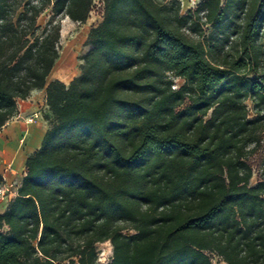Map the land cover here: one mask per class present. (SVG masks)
I'll return each instance as SVG.
<instances>
[{
  "label": "trees",
  "instance_id": "obj_1",
  "mask_svg": "<svg viewBox=\"0 0 264 264\" xmlns=\"http://www.w3.org/2000/svg\"><path fill=\"white\" fill-rule=\"evenodd\" d=\"M93 1L0 0V128L33 90L53 117L0 264H264V0H101L80 73L47 82L61 30L37 17L84 23Z\"/></svg>",
  "mask_w": 264,
  "mask_h": 264
},
{
  "label": "rangeland",
  "instance_id": "obj_2",
  "mask_svg": "<svg viewBox=\"0 0 264 264\" xmlns=\"http://www.w3.org/2000/svg\"><path fill=\"white\" fill-rule=\"evenodd\" d=\"M181 3V12L182 14L188 10H193L200 0H179ZM102 17V2L101 0H94L91 6V11L89 12L88 18L84 23L76 22L71 20L67 16L61 15H53L51 12V7L45 8L37 17V24L40 28H43L48 21L52 20L58 22L60 24V48H59V57L55 61V64L48 76L52 78V76L58 77L60 80L66 82L68 84L69 81L74 77L70 78L71 74L76 73L78 75L80 73L79 66L82 62L80 57L84 55L90 48V45L86 43V38L89 32V29L93 26H96ZM205 35L209 32L208 27L205 25L204 27ZM187 33L193 37L197 38L198 35L191 30H187ZM207 36V35H206ZM75 75V76H76ZM58 79V80H59ZM176 82H179L177 80ZM248 106L251 107V102H247ZM40 112L42 117L47 120L48 125L52 120V115L50 112L43 110L40 108ZM253 116V113L250 112V117ZM262 156L254 157V175L251 178V184L256 183L257 176L260 171L259 162H261V158H264V148L261 151ZM259 166V167H258ZM10 191L6 192L3 196L5 198V202L9 203V201L16 195V185L9 188ZM2 199L4 200V198ZM98 251V262L99 263H107L110 261L112 256V245L109 241L99 242L96 244ZM210 259L214 264H225L226 262H222L221 258L214 254H210ZM65 264H70L68 261Z\"/></svg>",
  "mask_w": 264,
  "mask_h": 264
},
{
  "label": "crops",
  "instance_id": "obj_3",
  "mask_svg": "<svg viewBox=\"0 0 264 264\" xmlns=\"http://www.w3.org/2000/svg\"><path fill=\"white\" fill-rule=\"evenodd\" d=\"M75 75L76 73L71 74L70 78ZM54 79L59 78L52 76L47 82ZM45 95L44 89L31 91L27 98L18 101L17 114L0 128V175H2L0 184L8 189L16 185L17 190L22 176L25 175L27 157L40 146L42 137L49 127L40 112L41 107L47 112L50 111L45 104ZM33 112L37 113V117L28 122L27 118ZM2 197L0 196V211L8 204Z\"/></svg>",
  "mask_w": 264,
  "mask_h": 264
},
{
  "label": "built area",
  "instance_id": "obj_4",
  "mask_svg": "<svg viewBox=\"0 0 264 264\" xmlns=\"http://www.w3.org/2000/svg\"><path fill=\"white\" fill-rule=\"evenodd\" d=\"M35 117H37V113L33 112V114L31 116H29V118H27V121L31 122ZM0 177L2 178V175H0ZM8 191H10L8 188H6L0 184V196H4L5 193Z\"/></svg>",
  "mask_w": 264,
  "mask_h": 264
}]
</instances>
